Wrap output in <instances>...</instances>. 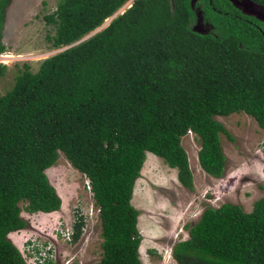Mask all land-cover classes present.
<instances>
[{
  "label": "trees",
  "instance_id": "obj_1",
  "mask_svg": "<svg viewBox=\"0 0 264 264\" xmlns=\"http://www.w3.org/2000/svg\"><path fill=\"white\" fill-rule=\"evenodd\" d=\"M127 0H58L43 14L52 47L74 42L114 15ZM264 4V0H252ZM212 31L193 28L192 0H132L87 38L28 63L0 95V264H29L9 232L27 226L29 212L58 210L61 197L46 168L62 151L89 179L99 208L102 254L95 264H143L131 203L146 153L177 169L194 186L181 143L191 129L198 161L223 175L216 115L244 111L264 128V20L232 0H196ZM10 0H0V53ZM129 3H127L128 5ZM7 65L0 62V75ZM146 161V160H145ZM83 217L72 225L79 237ZM174 243L176 264H264V195L250 210L224 201L205 205Z\"/></svg>",
  "mask_w": 264,
  "mask_h": 264
},
{
  "label": "rangeland",
  "instance_id": "obj_2",
  "mask_svg": "<svg viewBox=\"0 0 264 264\" xmlns=\"http://www.w3.org/2000/svg\"><path fill=\"white\" fill-rule=\"evenodd\" d=\"M57 1L10 0L3 26L5 50L0 53V62L7 65L0 75V95L12 86L24 63L36 70L43 58L83 40L107 23L103 22L74 42L52 47L45 34L53 31V27L45 23L43 14L52 11ZM232 1L264 20V4L252 0ZM192 4L193 28L212 31L213 25L204 19L196 0H192ZM216 118L234 136L231 140L224 133L220 134L227 157L225 171L220 177L202 170L197 157L200 140L191 130L182 136L181 143L194 172L192 188L178 181L176 167L169 166L156 154L146 153L131 198L138 209L137 226L141 237L138 249L143 264H176L172 246L188 236L186 224L195 222L205 205L217 206L231 201L250 210L253 201L264 195V128L241 110L216 115ZM45 171L61 197L60 208L29 212L23 208L25 202L20 201L21 215L27 220V226L9 232V237L29 264H95L102 254L103 237L98 208L88 189V178L62 151ZM78 216L83 217V226L79 237L72 240V225Z\"/></svg>",
  "mask_w": 264,
  "mask_h": 264
},
{
  "label": "water",
  "instance_id": "obj_3",
  "mask_svg": "<svg viewBox=\"0 0 264 264\" xmlns=\"http://www.w3.org/2000/svg\"><path fill=\"white\" fill-rule=\"evenodd\" d=\"M131 3H132V0H131V2H129L128 6H130ZM123 10H124V9H123ZM123 10H122V11H123ZM122 11H121V12H122ZM116 14H117V13H115V14L112 15V16H109V17H110L109 19H108V17H107V18H106V19H107V23H108V22H109V21H110V20H111ZM105 21H106V20H105ZM107 23H106V24H107ZM106 24H105V25H106ZM95 32H96V31H95ZM86 38H87V37H86ZM84 39H85V38H84Z\"/></svg>",
  "mask_w": 264,
  "mask_h": 264
},
{
  "label": "bare ground",
  "instance_id": "obj_4",
  "mask_svg": "<svg viewBox=\"0 0 264 264\" xmlns=\"http://www.w3.org/2000/svg\"><path fill=\"white\" fill-rule=\"evenodd\" d=\"M131 0H128L127 2H126V4L125 5H127V3H129ZM125 5H123L117 12H119ZM116 12V13H117ZM105 22H107V20L105 21ZM208 174V173H207Z\"/></svg>",
  "mask_w": 264,
  "mask_h": 264
},
{
  "label": "built area",
  "instance_id": "obj_5",
  "mask_svg": "<svg viewBox=\"0 0 264 264\" xmlns=\"http://www.w3.org/2000/svg\"><path fill=\"white\" fill-rule=\"evenodd\" d=\"M190 131V130H189ZM88 185V189L91 191V186H90V183L87 184Z\"/></svg>",
  "mask_w": 264,
  "mask_h": 264
},
{
  "label": "clouds",
  "instance_id": "obj_6",
  "mask_svg": "<svg viewBox=\"0 0 264 264\" xmlns=\"http://www.w3.org/2000/svg\"><path fill=\"white\" fill-rule=\"evenodd\" d=\"M189 130H191V129H189ZM189 130H188V131H189ZM188 131H187V132H188ZM191 131H192V130H191ZM88 180H89V179H88ZM97 208H98V207H97ZM98 211H99V208H98ZM171 253H172V252H171Z\"/></svg>",
  "mask_w": 264,
  "mask_h": 264
},
{
  "label": "crops",
  "instance_id": "obj_7",
  "mask_svg": "<svg viewBox=\"0 0 264 264\" xmlns=\"http://www.w3.org/2000/svg\"><path fill=\"white\" fill-rule=\"evenodd\" d=\"M203 170V169H202ZM209 175V174H208Z\"/></svg>",
  "mask_w": 264,
  "mask_h": 264
}]
</instances>
